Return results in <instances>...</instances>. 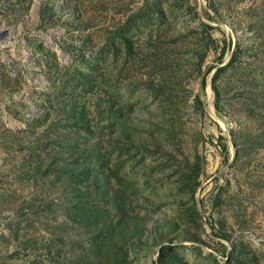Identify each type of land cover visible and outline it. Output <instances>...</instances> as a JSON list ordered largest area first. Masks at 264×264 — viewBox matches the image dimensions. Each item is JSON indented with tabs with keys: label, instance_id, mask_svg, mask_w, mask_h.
Returning a JSON list of instances; mask_svg holds the SVG:
<instances>
[{
	"label": "rangeland",
	"instance_id": "obj_1",
	"mask_svg": "<svg viewBox=\"0 0 264 264\" xmlns=\"http://www.w3.org/2000/svg\"><path fill=\"white\" fill-rule=\"evenodd\" d=\"M0 264H264V0H0Z\"/></svg>",
	"mask_w": 264,
	"mask_h": 264
},
{
	"label": "trees",
	"instance_id": "obj_2",
	"mask_svg": "<svg viewBox=\"0 0 264 264\" xmlns=\"http://www.w3.org/2000/svg\"><path fill=\"white\" fill-rule=\"evenodd\" d=\"M224 53H225V48L223 47L222 48V51H221V55L223 56L224 55ZM204 81L202 82V89H203V87H204Z\"/></svg>",
	"mask_w": 264,
	"mask_h": 264
}]
</instances>
